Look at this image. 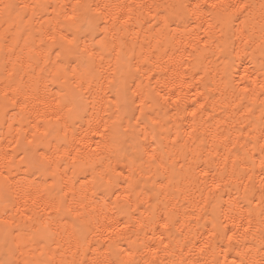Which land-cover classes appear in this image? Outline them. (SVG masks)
<instances>
[{
	"label": "clouds",
	"instance_id": "clouds-1",
	"mask_svg": "<svg viewBox=\"0 0 264 264\" xmlns=\"http://www.w3.org/2000/svg\"><path fill=\"white\" fill-rule=\"evenodd\" d=\"M0 264H264V0H0Z\"/></svg>",
	"mask_w": 264,
	"mask_h": 264
}]
</instances>
